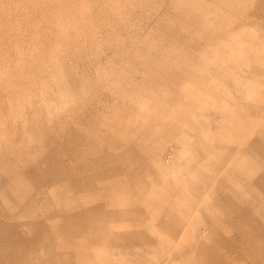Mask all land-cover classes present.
Returning a JSON list of instances; mask_svg holds the SVG:
<instances>
[{
	"label": "rangeland",
	"instance_id": "rangeland-1",
	"mask_svg": "<svg viewBox=\"0 0 264 264\" xmlns=\"http://www.w3.org/2000/svg\"><path fill=\"white\" fill-rule=\"evenodd\" d=\"M0 264H264V0H0Z\"/></svg>",
	"mask_w": 264,
	"mask_h": 264
}]
</instances>
